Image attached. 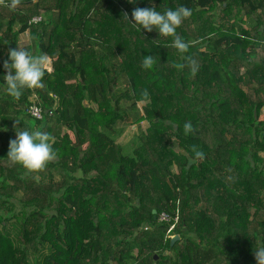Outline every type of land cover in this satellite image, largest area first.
<instances>
[{"label": "trees", "instance_id": "16d2710c", "mask_svg": "<svg viewBox=\"0 0 264 264\" xmlns=\"http://www.w3.org/2000/svg\"><path fill=\"white\" fill-rule=\"evenodd\" d=\"M152 6L191 9L176 30L187 52L132 24ZM27 31L21 47L51 69L16 99L4 61ZM34 94L42 118L28 112ZM37 129L57 159L29 171L8 158L10 141ZM193 145L205 156L190 164ZM261 246L264 0L0 4V264H257Z\"/></svg>", "mask_w": 264, "mask_h": 264}, {"label": "clouds", "instance_id": "9594fccd", "mask_svg": "<svg viewBox=\"0 0 264 264\" xmlns=\"http://www.w3.org/2000/svg\"><path fill=\"white\" fill-rule=\"evenodd\" d=\"M133 2V0H129ZM21 3V0H0V4L15 10ZM192 12L186 6H180L175 10L169 8L164 12L156 10L155 6L150 8L137 7L132 12V18L135 23L148 32L155 28L158 30L160 36L173 37L172 46L179 52H187L190 44L185 42L176 32L183 22L189 18ZM124 17L128 20L127 13ZM9 59L4 61V68L6 75L4 76L7 85V93L12 97L19 99L23 94L24 89L42 88L43 78L48 68L49 57L46 54L33 55L29 50L18 47V49H11L9 52ZM155 58L152 55H147L142 66L145 69H151L155 64ZM175 67L179 69L184 68V64H176ZM144 95H147L145 92ZM195 131L191 122L184 124L185 135L191 134ZM54 138L46 132L41 130H23L17 131V138L10 141V148L8 158L15 164H20L29 171L43 170L46 165L57 159V152L53 147ZM194 157L190 159L189 163H196L204 159V152L199 150L197 146H192ZM257 264H264V246L257 248L254 252Z\"/></svg>", "mask_w": 264, "mask_h": 264}, {"label": "built area", "instance_id": "2783aa9c", "mask_svg": "<svg viewBox=\"0 0 264 264\" xmlns=\"http://www.w3.org/2000/svg\"><path fill=\"white\" fill-rule=\"evenodd\" d=\"M42 17L38 16V17H35L33 18L31 22H39L41 21ZM31 104L29 105V108H28V112L35 118H42L43 117V108L42 106L38 103V99H37V96L34 94L32 97H31ZM170 219L169 215L166 214V213H161L160 217H159V220L160 221H168ZM175 228V224H173L170 229H169V233ZM175 234H170V237H173Z\"/></svg>", "mask_w": 264, "mask_h": 264}, {"label": "rangeland", "instance_id": "374dc122", "mask_svg": "<svg viewBox=\"0 0 264 264\" xmlns=\"http://www.w3.org/2000/svg\"><path fill=\"white\" fill-rule=\"evenodd\" d=\"M25 33H23V34L20 35V41L18 42V47L19 46L21 47V46H23V45H25V44H27V43L30 42L29 33H27V34H25ZM48 69H51L50 60H49V64H48ZM139 104L142 107L144 105V102H140ZM141 125H142V127L144 129H146L148 127V122L143 121ZM137 131L138 130H137V127L136 126H132V127L129 126L126 129L125 133L121 137H118V141L121 142L122 144H127L128 141L131 140V138L133 137V135L135 133H137Z\"/></svg>", "mask_w": 264, "mask_h": 264}, {"label": "water", "instance_id": "95a60500", "mask_svg": "<svg viewBox=\"0 0 264 264\" xmlns=\"http://www.w3.org/2000/svg\"><path fill=\"white\" fill-rule=\"evenodd\" d=\"M84 104L87 105V106L89 105V104L87 103V101H84ZM77 144L80 145V142L78 141ZM154 213L156 214V210H154ZM155 218H156V215H155ZM146 225L148 226L149 223L147 222ZM178 239H180V235H179V234H175V235L171 238V244H174V242H175L176 240H178ZM157 258H158V256L155 255V259H157Z\"/></svg>", "mask_w": 264, "mask_h": 264}, {"label": "crops", "instance_id": "0c3cea01", "mask_svg": "<svg viewBox=\"0 0 264 264\" xmlns=\"http://www.w3.org/2000/svg\"><path fill=\"white\" fill-rule=\"evenodd\" d=\"M27 33H29V32H26L25 34H27Z\"/></svg>", "mask_w": 264, "mask_h": 264}]
</instances>
